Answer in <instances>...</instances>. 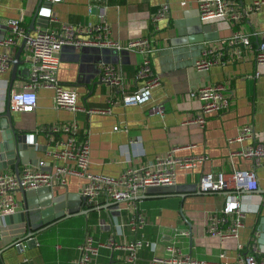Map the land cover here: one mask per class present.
<instances>
[{"label": "crops", "instance_id": "obj_1", "mask_svg": "<svg viewBox=\"0 0 264 264\" xmlns=\"http://www.w3.org/2000/svg\"><path fill=\"white\" fill-rule=\"evenodd\" d=\"M238 1L242 7H248L257 0ZM164 2L170 5V14L158 22V29H154L152 16ZM44 3L45 7L51 4L49 9L58 18V23H96L104 18L109 23L111 38L124 44L152 35L155 47L153 69L160 82L153 88L152 99L147 104H112V99L121 98L124 93L136 90L142 84L136 79L142 55L109 47L78 49L64 46L60 52L59 80L67 87L76 88L81 106L112 109L109 113L88 114L57 108L54 90L39 89L33 112L12 109L16 129L31 134V143L37 145L33 150L36 162L43 158L50 160L46 155L48 138L41 129L68 121L78 123L79 135L90 144V170L93 173L118 177L126 169L143 168L153 157L172 150L178 157L205 155L207 158L196 167H180L177 170V192L148 195L135 204L126 203L120 211L111 207L109 202H104L100 210L83 213L87 209L84 204H77L79 199H76V195L80 194L85 179L69 176L66 186L53 191L54 197H58L55 199L57 203L54 200L45 202L48 199L40 200L37 196V202L28 209L43 210L57 205L68 212L72 205L79 209V214L36 234L37 247L26 248L24 253H19L14 245L10 247L9 242L21 237L22 234L14 233H22L25 224L2 226L0 251H3L4 263L75 264L79 255L77 247L88 232L100 241H107L112 235L122 241L144 235L152 246L140 250V264H151L154 256L168 257V247L172 245L199 260L217 261L220 254L225 253V260L233 261L239 255V245L247 246L256 231L260 232L258 246L264 250V205L261 202L264 194V160L256 165L255 158L241 154L244 148L264 143V63H257L255 59L264 38V4L260 10L234 24L223 19L203 21L199 16L197 0H44ZM38 4L39 0H0V38L11 35L7 25L11 18L24 16L23 24L28 29ZM41 23L37 22L31 32L38 29ZM236 30L249 33L251 37V45L242 47L240 55L237 51L239 46L229 43ZM22 42L23 38H18L14 45L0 43V54L9 53L15 57ZM206 46L220 49L228 62L216 64L206 71L197 70L195 61ZM26 56L24 47L22 59L25 63L20 66L11 94L21 89L26 79ZM105 63H114L123 75V83L118 87L102 80L101 67ZM11 80L12 65L8 71L0 74V112L6 109ZM220 82L228 85L231 105L221 114H209L202 127L190 120L202 105L191 92L201 86ZM156 104L165 105V114L150 113V107ZM243 125H250L254 134L238 140ZM117 126L119 128L116 130ZM2 141L0 130V143ZM3 165L0 161V172L16 171L14 165ZM241 169L256 170L258 190H236L232 187L222 193H212L201 188V178L205 173L230 178L236 170ZM47 196L48 193L42 194V197ZM225 199L239 201L243 218L238 235L222 240L207 235L206 225L210 212L223 206ZM17 200L21 205L17 212L25 211L22 192L17 194ZM136 208L143 213L144 224L143 228L135 230L127 225L126 219ZM55 214V211L49 214L51 219ZM69 220L77 221L81 229L79 237L72 244L71 236L62 232V226ZM113 255L116 256V253L112 249H102L100 259L111 263Z\"/></svg>", "mask_w": 264, "mask_h": 264}, {"label": "built area", "instance_id": "obj_2", "mask_svg": "<svg viewBox=\"0 0 264 264\" xmlns=\"http://www.w3.org/2000/svg\"><path fill=\"white\" fill-rule=\"evenodd\" d=\"M59 2L61 0H52ZM199 16L203 21L227 20L238 23L248 14L258 11L264 0L254 1L248 7H242L238 0H197ZM42 15L49 17L48 26L41 25L27 36L25 50L29 73L22 82L21 89L10 95L11 108L15 111L33 112L38 102V91L41 88H50L55 92V105L57 108L68 109L74 112L85 111L92 113H109L112 107L103 109L87 108L78 103L79 93L74 87L65 86L58 78L60 66V52L66 45L78 49L83 47H109L117 50H127L142 55L136 73L137 81L141 85L133 91L124 93L121 98L112 99V104L124 106L144 105L151 101L153 88L160 82V77L153 69L152 54L155 51L152 35H146L129 40L127 43L115 41L110 35L109 23L103 18L96 23H58V18L50 9L44 8ZM170 14L168 2L161 4L158 11L152 16V28L158 29V22ZM24 16L11 18L7 25L11 30L10 36L0 38L1 44L14 45L18 38H24L27 28L23 24ZM52 24V26H51ZM231 45H238V54L242 47L251 45L249 33L236 30L229 39ZM14 57L9 53L0 54V74L8 71ZM257 63H264V38L259 44L255 56ZM228 58L223 57L222 51L217 47L206 46L195 61V68L199 71L209 70L216 64H225ZM102 80L112 86L118 87L123 83V75L115 64H103L101 67ZM191 95L202 103L200 110L192 117L196 123L205 126L209 114H221L227 111L232 102L228 85L224 82L208 84L191 92ZM166 112L164 104L150 107L151 114L163 115ZM119 127H115L117 130ZM43 131L47 138L45 158L36 163L25 164L20 173L0 172V217L16 213L21 208L17 194L21 189L36 190L48 187L54 191L56 188L66 186L69 176H78L85 181L80 187V194L85 199L86 207H100L104 202H113L122 209L123 205L135 204L139 196L144 195L149 187L174 186L177 184V170L196 167L205 160V155L178 157L175 150L165 155L153 157L143 168H128L118 177L93 173L90 170L91 148L88 140L79 135V125L76 121L55 123L44 126ZM253 128L243 125L239 130L238 140L252 137ZM137 143V142H135ZM242 155L253 157L256 165L263 163L264 143H255L241 151ZM201 188L206 192H224L228 188L236 190L255 191L259 182L255 169L236 170L228 178L222 174L205 173L202 175ZM105 198V199H101ZM264 205V194L261 197ZM136 210V211H135ZM243 209L237 199H225V204L211 211L206 225V234L222 240L236 237L242 226ZM127 225L132 229L143 228L144 215L137 208L126 219ZM231 227L228 228V223ZM15 232H19L15 230ZM21 237L25 234V227ZM178 234H176L177 236ZM259 231L253 235L247 246L239 245V255L233 260H225V253L220 254L217 261L199 260L191 255L184 254L175 245L168 247L169 256H154L151 264H264V250L258 246ZM0 236L3 237L0 231ZM15 237L10 244H20ZM152 242L142 235L128 241H122L115 235L107 241L98 240L93 234L87 233L83 242L77 247L78 258L75 264H140L139 252L145 247H151ZM112 249L116 256L112 262L101 261L102 249Z\"/></svg>", "mask_w": 264, "mask_h": 264}, {"label": "water", "instance_id": "obj_3", "mask_svg": "<svg viewBox=\"0 0 264 264\" xmlns=\"http://www.w3.org/2000/svg\"><path fill=\"white\" fill-rule=\"evenodd\" d=\"M44 0H39V4L37 6V9L35 11V14L33 15L31 24L29 28L27 29L26 36L23 38V42L21 46L19 47L13 61H12V80L11 85L9 89V98L7 100L6 109L2 112H0V130L2 131V143H0V161L3 162L5 167H8V165H14L15 166V172L16 174L20 173V166L23 164H29L31 163V160L33 163H35L36 158L34 156L33 150L37 147L36 144L31 143V134L20 132L16 129L14 123L15 119L12 113L11 108V101H10V94L11 89L14 81L17 78L20 66L25 63L24 59H22V52L24 51V47L26 45L27 36L31 33V31L35 28V24L37 22H42L41 24L43 26H48L49 24V17L46 15H42L41 11L44 8L49 9L51 7L44 6ZM74 47V46H73ZM88 47H83L81 49H85ZM109 64V63H105ZM114 64V63H110ZM25 77L28 76L29 73V67L27 66L25 69ZM102 73V72H101ZM3 160V161H2ZM178 190L177 185L174 186H154L149 187L147 189V192L144 195L139 196L137 199H143L147 198L148 195H169L174 192H177ZM21 192L24 196V205H25V211L16 212L14 214L6 215L3 217H0V230L1 227L4 225H11V224H18V223H24L25 225V234L23 237L19 239L20 244L14 245L16 247V250L19 253H24L26 248L32 249L37 247L38 242L36 239V234L40 233L41 231L51 227L52 225L58 223L59 221L65 220L67 218L73 217L75 215H78V208H74L72 205L69 207L68 212H65L64 210H61L56 205L52 208L48 209H28V206L34 205L37 201L35 199L38 196V199H48L45 202H48L50 200L58 199L57 196L54 197L53 191L50 190L48 187L39 188L36 190H28L25 191L21 189ZM48 193L47 197H42V194ZM76 199H79L77 201V204L82 206L85 204L86 197L82 196L81 194L76 195ZM43 205H46L47 203H42ZM71 204V203H70ZM111 207L115 208L116 210H119V205L114 204L113 202H109ZM100 210V207H92L90 209L85 210L83 213H90L92 211ZM55 211L56 214L52 217L49 215L51 212ZM120 211V210H119ZM10 247H13V244L9 245ZM8 246V247H9ZM2 253L3 251H0V264H5L2 260Z\"/></svg>", "mask_w": 264, "mask_h": 264}, {"label": "rangeland", "instance_id": "obj_4", "mask_svg": "<svg viewBox=\"0 0 264 264\" xmlns=\"http://www.w3.org/2000/svg\"><path fill=\"white\" fill-rule=\"evenodd\" d=\"M80 230L81 229L79 228L78 222L75 220H69L62 226V232L64 233V235L71 236V244L72 242H75V240L79 237Z\"/></svg>", "mask_w": 264, "mask_h": 264}, {"label": "trees", "instance_id": "obj_5", "mask_svg": "<svg viewBox=\"0 0 264 264\" xmlns=\"http://www.w3.org/2000/svg\"><path fill=\"white\" fill-rule=\"evenodd\" d=\"M85 208H86V209H90V207H86V206H85ZM92 212H94V211H92Z\"/></svg>", "mask_w": 264, "mask_h": 264}]
</instances>
